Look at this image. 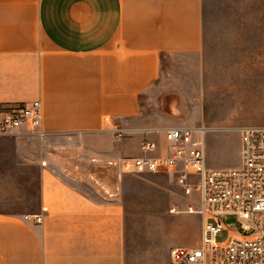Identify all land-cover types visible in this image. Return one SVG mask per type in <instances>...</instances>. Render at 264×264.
<instances>
[{"label": "crops", "instance_id": "0c3cea01", "mask_svg": "<svg viewBox=\"0 0 264 264\" xmlns=\"http://www.w3.org/2000/svg\"><path fill=\"white\" fill-rule=\"evenodd\" d=\"M202 3L0 0V106L38 100L42 143L74 139L70 153L36 160L35 212L0 209V264H126V207L89 178L108 182L94 162L119 161L143 134L158 144L150 156L167 153L138 120L141 99L163 58L201 49ZM115 126L129 133L117 138Z\"/></svg>", "mask_w": 264, "mask_h": 264}, {"label": "rangeland", "instance_id": "374dc122", "mask_svg": "<svg viewBox=\"0 0 264 264\" xmlns=\"http://www.w3.org/2000/svg\"><path fill=\"white\" fill-rule=\"evenodd\" d=\"M160 67L158 83L142 96L139 122L158 130L204 128L206 165L238 167L239 129L264 126V0H203L201 49L163 58ZM39 137H0V209L35 212L40 195L36 160L44 151H73L74 139L44 145ZM126 149L121 158L142 154L138 144ZM108 162H94L96 170H111L108 182L97 174L89 179L126 207V264H167L172 248L199 244L202 216L187 211L188 205L198 207L196 192L184 195L173 174H137L117 159L111 161L116 166ZM118 168L121 183L110 176ZM218 221L225 229L216 234V242L240 232L235 216Z\"/></svg>", "mask_w": 264, "mask_h": 264}, {"label": "built area", "instance_id": "2783aa9c", "mask_svg": "<svg viewBox=\"0 0 264 264\" xmlns=\"http://www.w3.org/2000/svg\"><path fill=\"white\" fill-rule=\"evenodd\" d=\"M40 102L0 106V137L29 133L40 136ZM166 154L150 156L158 144L145 134L138 141L140 156L122 158L119 165L134 173L173 174L184 195H198V207L188 212L202 216L200 242L195 247H174L167 264H264V126L239 129L240 165L211 169L206 165L204 128L170 127L162 130ZM120 138L129 133L115 126ZM109 164L116 162H108ZM174 211V209L172 210ZM236 217L240 232L216 242L225 227L218 218ZM41 218L36 217L40 222Z\"/></svg>", "mask_w": 264, "mask_h": 264}]
</instances>
